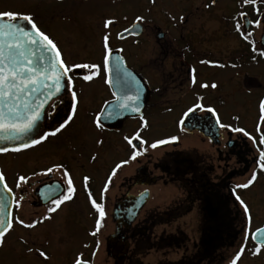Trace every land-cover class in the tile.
Returning <instances> with one entry per match:
<instances>
[{
	"label": "flooded vegetation",
	"instance_id": "obj_1",
	"mask_svg": "<svg viewBox=\"0 0 264 264\" xmlns=\"http://www.w3.org/2000/svg\"><path fill=\"white\" fill-rule=\"evenodd\" d=\"M173 4L169 12L172 24L166 30L154 25L150 37L140 22L138 36L118 39L113 32L110 37L111 48L120 51L135 79L144 85L146 92L140 88L135 102L139 112L127 111L133 117L102 130L95 128L92 118L114 102L115 89L102 77L82 86L77 79L80 109L69 126L33 147H48L45 155L24 154L30 149L0 154V171L6 174L9 187L16 198L24 196L19 215L26 222L46 214L49 202L41 198L38 189L43 188L42 182L60 181L61 173L32 177L28 186H21L23 192L15 187L17 175L32 176L33 171L40 172L54 162L63 163L76 186L73 199L50 214V220L31 230L17 225L6 236L0 252L7 256L3 261L0 255V264H73L81 252L89 264H230L245 230L237 196L250 207L252 231L264 225V171L256 168V147L242 134L219 128L209 113L184 115L193 103L211 105L222 123L244 127L257 135L254 129L258 101L264 95V58L257 55L252 61L250 45L233 27L238 11L246 12L250 20H255L257 14L252 5L241 7L240 0H203L194 8L189 0H173ZM258 7L264 15V4ZM198 9L202 12L196 13ZM245 27L255 31L254 39L260 40L259 29L247 24ZM57 44L62 51L61 44ZM62 53L66 58L64 50ZM200 60L225 66L200 64ZM191 68H195L199 83L210 85L215 81L218 87H190ZM120 93L135 96L137 86H122ZM69 100L67 93H62L54 104L50 101L39 132L58 124ZM106 100L109 105L104 104ZM145 121L146 128L142 127ZM136 132L143 144L135 140ZM125 136L139 144L143 154L118 169L108 190L102 193L111 170L131 155L132 147ZM158 140L167 142L152 148ZM9 155L7 162L2 159ZM254 169V184L237 189L236 185L244 183ZM85 175L91 177L88 189L106 213L99 231V214L82 183ZM243 243L247 248L237 264H264V248L253 255L257 242L248 239ZM37 248L49 255L47 261L38 256Z\"/></svg>",
	"mask_w": 264,
	"mask_h": 264
},
{
	"label": "snow or ice",
	"instance_id": "obj_2",
	"mask_svg": "<svg viewBox=\"0 0 264 264\" xmlns=\"http://www.w3.org/2000/svg\"><path fill=\"white\" fill-rule=\"evenodd\" d=\"M155 3V0H153ZM215 3V0H213ZM241 7L252 5L253 11L256 12L257 18L250 20L247 18V13L238 11L234 17V30L241 36V38L250 45V50L253 53L252 61L257 60V55L264 58V15L261 14L259 4H264V0H240ZM208 7V5H205ZM183 20V17L180 18ZM143 16H137L136 21H143ZM23 21L24 23H18ZM243 21V23H241ZM116 23L115 19L107 18L102 23L101 34V60L99 62H76L68 60L64 57L57 42L54 41L46 32L42 31L35 22L33 14L28 11H20L12 8L0 9V140L4 141H18V143L9 146H0V154L4 153H21L25 150L31 149L37 145H41L48 140L49 137L56 136L63 129L73 122L74 117L78 113L80 104V97L76 91L75 80H82L84 82H91L96 78H103L105 84L110 88H114L112 96L114 104L111 108H101L100 111L92 118V124L97 129H103L104 125L102 119L118 118L123 112L134 111L139 112V107L135 106V102L139 100V81L132 76V73L124 65L123 57L116 56L115 64L113 63V49L110 46V26ZM249 27L259 29L261 31V38L259 41L254 39L255 31H249ZM132 31L138 32V26L134 25L131 29L125 28L123 32H118L116 35L119 39L124 38V34ZM259 43V47H257ZM200 64H210L217 67H224L225 65L212 60H200ZM232 68H237L236 64L231 65ZM189 86L195 88L197 85L200 89H207L211 87L216 89L218 87L215 81L209 83H199L195 68L188 71ZM135 84L137 86V95H125L120 93L122 86ZM251 87L248 91L251 92ZM44 93V98L38 102L33 100V93ZM62 93H67L70 97L69 104L66 106L67 111L58 124L48 131L37 132L38 122L42 120L43 116L47 115L45 104L49 100L60 96ZM202 100V97H198ZM105 105H109V101H104ZM196 111H203L213 116L216 125L225 130L240 133L247 137L256 147L255 165L256 168L264 171V95L258 101V116L255 124V133L252 135L246 131L244 127H233L232 124H225L221 122L217 109L211 105L204 106L202 103H193L188 107L185 116L194 114ZM143 121V116L140 117ZM239 119V117H237ZM142 127H147L146 121ZM175 140L176 137H172ZM124 140L132 147L131 155L128 160H122L116 164L111 170L102 193L108 190V186L112 183V177L116 175L118 169L126 165L129 160H135L143 153L139 150V144H133V139L125 136ZM135 140H141L139 132L135 133ZM167 141L158 140L151 144L152 148L157 147L158 144H164ZM96 143L101 144V140ZM95 159V157H93ZM53 172H60V181H53L52 183H43V188H46L47 193L43 188L38 189L41 193L42 199H47L49 207L45 215L39 219H30L26 222L25 219L19 215V210L22 207L24 196L21 195L16 198L12 188L7 183L6 174L0 171V246H3L6 236L15 231L16 226L31 230L36 228L39 224L50 220L52 213H55L62 204L71 201L76 193L75 180L70 171L63 163H53L50 167H45L40 172L33 171L32 176L17 175L15 177V187L23 192L22 185L28 186L32 177L48 176ZM90 176L82 177L84 189L88 195V200L99 214L96 220V231H99L101 220L106 215L104 206L93 198L92 193L88 189V182ZM257 180V172L255 169L244 183L236 185L237 189H248ZM236 199L239 201L243 215L245 217V230L242 237L241 246L238 247L235 256L230 261V264H237L241 255L246 251L247 245L243 243L248 239L256 241L253 255H257L264 248V227H257L252 231L251 225L253 217L250 207L240 196ZM96 231L91 233L93 236ZM27 242V241H26ZM87 247V245H85ZM29 253H33L32 248H28ZM35 252L40 258L47 261L49 255L39 248ZM95 255V253H93ZM84 253H79L75 258L73 264H89L88 260L83 259Z\"/></svg>",
	"mask_w": 264,
	"mask_h": 264
},
{
	"label": "rangeland",
	"instance_id": "obj_3",
	"mask_svg": "<svg viewBox=\"0 0 264 264\" xmlns=\"http://www.w3.org/2000/svg\"><path fill=\"white\" fill-rule=\"evenodd\" d=\"M225 1L230 3L231 0ZM189 2L190 7L194 8L201 6L203 0H189ZM173 7V0H155V3L153 0H0V9L12 8L33 14L40 29L61 44L66 59L76 62L101 60V34L104 19H115L116 23L110 26V33H112L136 21L137 16H143L144 20L139 22L145 25L151 37L155 32L154 25H159L162 30H166L172 24L169 12ZM195 12L202 11L198 9ZM205 25H208V22ZM85 83L80 80L78 85L82 86ZM96 83L95 81L93 86ZM45 148L48 149L46 146ZM46 149L36 147L24 154L42 156L45 155ZM9 157L10 155L3 156L2 159L7 162ZM1 254H3L2 260L5 261L7 255L3 252H0Z\"/></svg>",
	"mask_w": 264,
	"mask_h": 264
},
{
	"label": "water",
	"instance_id": "obj_4",
	"mask_svg": "<svg viewBox=\"0 0 264 264\" xmlns=\"http://www.w3.org/2000/svg\"><path fill=\"white\" fill-rule=\"evenodd\" d=\"M18 23H21V24H23L24 22L23 21H18ZM134 25H137L138 26V32L137 33H133L132 31H129L128 33H126V34H124V37H126V36H129V35H138L139 33H140V30H141V26L140 25H138V24H133V25H131L130 27H128V29H131ZM123 32V31H122ZM112 55H113V63L115 64V57L116 56H120L119 55V51L118 50H113V53H112ZM124 60V59H123ZM126 63H125V61H124V65H125ZM129 70V69H128ZM130 71V70H129ZM131 72V71H130ZM132 73V72H131ZM132 76H134L133 75V73H132ZM137 81H139V79L137 78ZM140 88H141V90L143 91V93L144 92H146L145 91V88H144V85L141 83V81H139V91H138V93L140 92ZM33 95V100L35 101V102H38L40 99H43L44 98V93L43 92H40V93H33L32 94ZM56 98V97H55ZM51 100H49L48 101V103L50 102ZM138 102V101H137ZM47 103V104H48ZM47 104H45V109H46V106H47ZM114 104V102L113 103H111L109 106H107V108H111V106ZM104 108H106V107H104ZM128 116H131V117H133L132 115H130L127 111L126 112H123L118 118H114V119H102V123H103V125L104 126H107V127H110V126H112V125H115V124H120V123H122L123 122V120L126 118V117H128ZM42 120H43V118H42ZM42 120L41 121H39L38 122V127L35 129V131H37V132H39V130H40V128H41V126H42ZM3 133H0V135H2ZM15 143H18V141H14V140H12V141H4V140H0V146H9V147H11L13 144H15ZM264 227V226H263Z\"/></svg>",
	"mask_w": 264,
	"mask_h": 264
}]
</instances>
